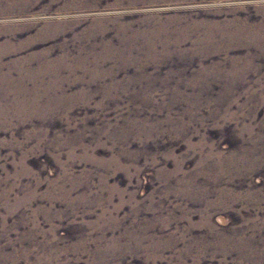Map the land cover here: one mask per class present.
I'll return each mask as SVG.
<instances>
[{
	"label": "rangeland",
	"instance_id": "obj_1",
	"mask_svg": "<svg viewBox=\"0 0 264 264\" xmlns=\"http://www.w3.org/2000/svg\"><path fill=\"white\" fill-rule=\"evenodd\" d=\"M0 264H264V0H0Z\"/></svg>",
	"mask_w": 264,
	"mask_h": 264
}]
</instances>
